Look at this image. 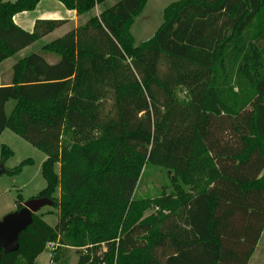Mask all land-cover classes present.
<instances>
[{
	"label": "trees",
	"instance_id": "obj_1",
	"mask_svg": "<svg viewBox=\"0 0 264 264\" xmlns=\"http://www.w3.org/2000/svg\"><path fill=\"white\" fill-rule=\"evenodd\" d=\"M41 1L0 0V65L66 23L18 27ZM57 1L88 20L0 79V137L47 156L37 199L60 187L59 222L34 214L0 264H37L53 242L78 264H248L264 231V0L173 3L138 47L131 29L149 0ZM234 81L254 97L244 103ZM151 167L174 174L173 191L137 199Z\"/></svg>",
	"mask_w": 264,
	"mask_h": 264
},
{
	"label": "rangeland",
	"instance_id": "obj_2",
	"mask_svg": "<svg viewBox=\"0 0 264 264\" xmlns=\"http://www.w3.org/2000/svg\"><path fill=\"white\" fill-rule=\"evenodd\" d=\"M179 1L182 0H149L145 13L141 18H137L138 20H136L131 29L136 47L150 40L155 35L164 23L165 9ZM112 4H114V1L108 2L105 7L109 8ZM96 13L97 11H94L90 16H95ZM87 20L88 18L85 21ZM47 43H41L35 49L40 50ZM14 61L17 63L18 58H12L0 67V76L5 83L11 81V71L8 67ZM234 87L236 92L239 91L244 103H247L254 97L253 92L244 85L238 88L234 81ZM180 96L184 97L185 92H180ZM3 146L8 147L12 152L7 159L3 157ZM45 161H47V156L20 136L10 130H6L2 134L0 137V221L8 215L17 212L20 202L24 206L27 202L37 199L39 194L47 188V182L42 172ZM55 171L57 174H60L59 164L55 166ZM173 178L174 174L165 169L159 167L147 168L140 180L136 198L155 199L163 194H170L173 191L171 184ZM54 197L55 199L51 200L50 205L43 207L36 213L51 227H56L59 222L60 187L57 189ZM154 212L155 210L153 209L149 210L145 217H149ZM55 251H58V249ZM53 252L46 249L39 257L38 264H51L50 261H52ZM56 255L59 256L60 260L58 263L52 264H78L79 262V255L76 248L63 249L62 251H58ZM250 264H264V233Z\"/></svg>",
	"mask_w": 264,
	"mask_h": 264
},
{
	"label": "crops",
	"instance_id": "obj_3",
	"mask_svg": "<svg viewBox=\"0 0 264 264\" xmlns=\"http://www.w3.org/2000/svg\"><path fill=\"white\" fill-rule=\"evenodd\" d=\"M4 1L14 3V1L17 2L18 0H10V1L4 0ZM113 1H114V4H112V6L118 2L117 0L116 1L110 0L109 2H113ZM146 8H145L144 12L142 13V15L140 16V18L145 13ZM94 11H97L95 16H100L103 10H102V7H97ZM85 20H86L85 16L80 17L77 15L76 11L67 10L66 7L62 3L58 2L57 0H42L35 11L24 12V13H20V14L16 15L14 17L15 24L18 27H20L22 30H24L28 33H33L35 30L36 23L38 21H64L66 23L61 28L54 31L52 34L43 38L42 41H40V42L36 43L35 45L24 50L22 53L19 54L18 58H23L27 54L32 53V52H38L39 50L35 49L37 45H39V44L41 45V43H45V42L47 43V41H49L51 43V42H53L59 38L64 37L69 32L76 30L81 25L85 24V22H86ZM8 61H10V60H8ZM8 61H6L2 65H0V67L3 66L4 64H6ZM15 64H16V62L14 61L12 64L9 65L8 68L10 69V71H11V68ZM10 76H11V73H10ZM0 79L3 81L1 76H0ZM263 233H264V231H263ZM263 233H262V235H263ZM258 245H259V243H258ZM252 257H251V259H252ZM251 259H250V261H251ZM38 260H39V258H38ZM38 260H37V264H38ZM250 261L248 264H250ZM50 263L52 264L54 262L50 261Z\"/></svg>",
	"mask_w": 264,
	"mask_h": 264
},
{
	"label": "water",
	"instance_id": "obj_4",
	"mask_svg": "<svg viewBox=\"0 0 264 264\" xmlns=\"http://www.w3.org/2000/svg\"><path fill=\"white\" fill-rule=\"evenodd\" d=\"M50 204L51 200L47 198L33 199L24 204L23 209L0 221V252L1 250L9 253L17 252L19 236L32 224L33 215Z\"/></svg>",
	"mask_w": 264,
	"mask_h": 264
},
{
	"label": "built area",
	"instance_id": "obj_5",
	"mask_svg": "<svg viewBox=\"0 0 264 264\" xmlns=\"http://www.w3.org/2000/svg\"><path fill=\"white\" fill-rule=\"evenodd\" d=\"M59 248V244L58 243H55V242H53V243H49L48 245H47V249H49V250H51V251H55V250H57Z\"/></svg>",
	"mask_w": 264,
	"mask_h": 264
}]
</instances>
